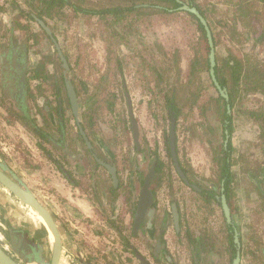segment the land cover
<instances>
[{
  "label": "trees",
  "instance_id": "trees-1",
  "mask_svg": "<svg viewBox=\"0 0 264 264\" xmlns=\"http://www.w3.org/2000/svg\"><path fill=\"white\" fill-rule=\"evenodd\" d=\"M8 1L5 4H0V12L8 9L7 3L20 8L19 14L12 21L14 29L19 28L26 31V39H32L34 45L39 44L45 38H48L54 44L53 50L50 48L40 49L38 46L36 53L40 58L32 65L30 77L40 80L37 88H41L43 82L51 78L49 76L50 65L57 67H55L56 71L53 74L55 75V81L51 83L59 93L63 91V102L66 107L64 108L65 117L67 109L74 116L67 94L66 77L71 78L78 91L82 108V122L92 125L94 119L96 120L97 115L105 107L109 110L115 109L117 94L110 91V82L121 78L125 67L132 63L133 68L141 73V78L144 80L145 86L148 87V92L153 96L150 103L156 104L160 108V114L155 113V115L167 120L169 124L172 117L175 116L177 119V133L179 122L182 120L185 131L189 130L192 136L207 141L211 145L212 160L216 168L214 169L213 178H200L196 181L202 188L197 193L200 195L208 194L209 197L210 192L214 196L213 200L220 205V200L216 198V190L213 189V186L216 185L220 188L223 184L224 192L231 204L238 175L232 167L239 164L240 173L248 176L252 185H255L254 190L257 191L259 196L260 207L255 209L254 212L256 215L258 214L257 218H259V213L264 211V162L257 157V160H255L256 165H252L253 158L249 161V156L245 154V151H239L237 158L233 157L232 153L235 146H233L231 137L235 127L236 112L239 111L241 105L244 106L242 99L247 95H254L258 100L256 106L250 110L244 107L241 112L245 110L248 119L258 125L259 142L256 145L260 146L261 152L264 153V60L262 58L264 49L257 54L256 58L253 57L252 52L250 53L252 47L255 48V51L261 49V45L264 43V32L261 33L262 35L259 33L258 36L252 37V42L244 43L240 53L227 47V53L221 54L218 50V45L221 43V32L215 30L206 9L201 4L195 3L194 0H189V2L198 5L212 27L216 46L217 63L215 72L220 83L227 88L230 96V100L227 101L219 93L210 75V47L205 27L194 13L180 9L182 2L179 0H24L31 10L23 5H18L16 0H11V3ZM225 3L229 9H225L227 14L218 22L227 27L228 31L231 30L237 33L241 27H245L254 21L259 22L262 17L264 18V11L259 7L260 5L264 7V0H225ZM210 9L218 11L215 6ZM180 16L191 18L189 20H191L192 33L190 34L187 31L186 38L191 40L189 44L193 52L188 56L189 61L186 71L181 65L183 46L173 43V46L169 47L164 44V41L158 35V30H156V24L159 23L157 20L167 24L171 18L178 19ZM36 17L43 19L50 27L52 26L51 23L54 22L55 27L52 26L51 28L55 29L53 33L56 38L55 33L58 23H62L61 26L65 23L70 26L73 21L79 18H83L86 23H89L91 36L101 39L106 46L105 57L108 67L97 84L90 86L87 80L83 78L85 68L82 67L83 56L81 52L70 56L67 50H63L70 63V69L67 74H64L65 68L56 44ZM25 18L34 20L44 35L40 32H32L31 28L24 24L22 19ZM68 28L64 29L65 34L68 33ZM184 28L186 29V26ZM240 33L239 35L242 34ZM251 34L252 32L249 33L250 38ZM231 35L232 38L238 36L232 33ZM258 40L261 41L258 42ZM13 42V39L7 41V45L11 50L15 46V44H12ZM18 43L25 45L24 42L18 41ZM60 45L63 49V44L60 43ZM125 46L129 48V53L124 52L123 47ZM151 46H158L157 48L162 56L157 58L153 55L151 58H147L144 52L147 53V50L152 48ZM172 71L176 76L173 82H169L168 77L170 78V72ZM183 76L185 77L182 79ZM152 83L153 85H151ZM186 85L189 87V93L184 97L180 92ZM228 103L231 104V112L228 111ZM4 105L6 106V104ZM196 114L198 115L197 118H195ZM228 134L230 138L226 143ZM176 141L179 154L178 136ZM167 147H169V142ZM251 156L255 157L252 154ZM158 161L159 181L164 173L163 167L167 166V162L161 158ZM184 169L186 173H189L187 168L184 167ZM205 182L212 185L211 188L209 187L210 189H206L202 185ZM235 225V221L228 223L224 219L223 238L221 240L219 239L220 236L210 228H203L197 237L190 230L188 233L193 237L192 243L196 244L195 248L197 243H201L199 246L202 251L206 248V251L210 252L221 250V248H216V240H220L224 250L231 252L232 261L237 252L234 236L231 233ZM250 229L256 230L254 224L250 225ZM38 231L39 237L48 239L49 232L45 225H42ZM252 240H254L255 246L249 244L250 247L246 251L244 250L243 254L247 255L248 264H264V243L258 240L257 235H254ZM47 244L49 243L47 242ZM206 261L203 264H207ZM108 264L122 263L110 261Z\"/></svg>",
  "mask_w": 264,
  "mask_h": 264
},
{
  "label": "rangeland",
  "instance_id": "rangeland-1",
  "mask_svg": "<svg viewBox=\"0 0 264 264\" xmlns=\"http://www.w3.org/2000/svg\"><path fill=\"white\" fill-rule=\"evenodd\" d=\"M198 1H200L202 7L206 9V13L212 21L215 30L217 32H221V43L218 45V50L221 54L227 53V47H230L233 51L240 53L243 44L249 42V38H247L245 35L246 33L249 34L252 32L253 35L251 36H258L259 33L261 34L262 32H264L263 17L261 18V20H259V22L254 21L249 23L245 27H241L240 31H236L237 33H234L231 30L228 31V28L222 26V24L218 22V20L224 18V15L227 14L225 9H229V7H219L217 5L218 11H214L210 9L211 6L208 5L207 2L202 0H197V2ZM8 2L11 3V0H9ZM16 2L18 5H23L28 10H31V8L27 7L24 0H16ZM7 8H9L8 13H11L9 14V17L13 21L16 15L19 14L20 8L9 5L8 3ZM8 13L6 15H8ZM7 18L8 17L6 16V19ZM189 18V16H180L178 17V19L171 18L169 23L167 24L161 23V21L157 20V22L159 23L156 24L158 35L164 41V44L168 45L169 47L173 46V43L179 44V46H183V59L181 65L184 71L187 70V64L189 61L188 56L193 52L189 44L191 40H188L186 38L187 31H189L190 34L192 33V28L190 25L191 20H189ZM22 20L25 25H28L31 28L32 32H40V34H43L40 30L39 25L34 20L26 18ZM51 24L55 27L54 22ZM60 24L62 23H58L56 27L57 31L55 34L59 39V44H63L64 48L62 50H67L70 56L74 53L77 55L79 52H81L83 56L82 67L85 68L83 78L87 80L90 86L97 84L101 80L103 73L108 67L105 57V43L101 39L91 36V34L89 33L90 25L89 23H86L83 18L76 19L70 26L66 23L63 24V26H61ZM185 26L186 29L184 28ZM66 27H69L67 34L64 33V29ZM51 29L53 31L55 30L53 28ZM16 30L18 37H21V39H18L21 42H24L26 48L28 49L29 70L32 68L34 62L37 59L39 60L40 58L36 53V49L38 48V46L40 49L45 48V50L47 48H50L52 50L54 49V44L48 38H45L46 36L44 37L45 39L42 42L34 45V41L32 39H26V31H22L19 28H17ZM231 33L238 36L232 38ZM239 33L241 35H239ZM250 39V41H252V38ZM157 47L158 46H153L151 49L147 50V53L144 51L143 52L145 53L147 58H151L153 55L159 58L162 55ZM123 48L124 52L129 53V48H127L126 46ZM263 49L264 43H262L261 49L258 51H255V48L252 47L250 53L252 52L253 57L256 58L257 54L261 53ZM262 58L264 60V56ZM55 67L56 66L53 65H50L49 67V76H51V78L49 79L51 81L47 79V81L43 82V87H41L42 90H38V94L34 96L32 95V97L30 98V107L32 109H38V105L41 108L45 107L48 102H52V104L54 105L57 103V101L55 100L56 95L53 93V83H51L55 81V75H53L57 68ZM133 67L134 65L132 63L125 67L124 74L121 77V81V78H118L117 81L110 82V91H114L117 94L115 109L109 110L105 107L103 111L99 115H97L96 122L98 124H96V133L100 136H105L106 130H104V128H107V131L111 133L110 138L107 139L104 137V140L106 141V144L111 147V150L115 153L116 158L120 161L123 178L128 179L130 176L128 174H130L135 166L134 157L138 156L139 154L136 153L133 149L134 142L132 132H127L125 128L126 121L128 120L127 101L125 99L124 92V85H126L132 98L135 115L141 124V140L143 148L145 150L144 153L147 154L145 161L143 163L141 162V167L146 172L152 163V159L154 158L149 157L150 155L147 151L148 149L151 150V153L153 155H159L163 158V160L167 162L166 174L158 191V199L163 210L165 208L170 209L171 201L177 200L180 202L184 227L181 229L180 234H177L172 227L170 230L169 239L172 242V244L170 245L172 249L174 248L176 254L180 253L181 255H186V253L189 254V247L187 248L185 247V245H183V243L181 242V236H189V230L192 231L193 234H200L203 228H210L215 234L220 236L221 232L219 233V231L223 226L224 213L221 205L219 206V204H217L214 200H208L206 197L198 194L195 190H193L191 186L185 184L181 177L177 174L166 143V138L169 136L170 124L167 120H163L161 117H157L155 115V113L160 114V108L156 104L150 103L153 99V96L148 92V87L145 86L144 80H142L141 78V73L136 71V69ZM175 76L176 75L173 71L170 72V78L168 77V81L170 80L169 82H173ZM184 77L185 76H183L182 79ZM38 83L37 80H31L29 82V86L36 87ZM151 85H153V83ZM188 88V85L184 86L180 94L184 97L187 96L189 93ZM111 100L112 98L110 99V101ZM257 101L258 100L254 95H247L244 97V99H242V103L244 104V106L241 105L239 107V111L236 112L234 120L235 127L231 137L233 146H235V150L232 153V156L237 158L240 153L239 151H245V154L249 156V161H251V158H253V161H251L252 165H256L255 160H257V157L262 159L264 162V153L261 152V147L256 145L257 142H259V127L257 124H254L251 120L248 119L245 110L244 112H241V110L244 109V107L248 110L254 108L257 104ZM197 117L198 115L196 114L195 118ZM182 122V120L179 122L178 129L179 156L182 164L190 172L189 174L193 179H195L196 177L205 179L211 177L213 178L214 169L216 167L214 166V162L212 160L211 145L207 141L205 142L203 140H200L199 138L192 136L189 130L185 131V126ZM66 123L68 125V128L70 129L69 135L71 137L77 135L75 116L71 114V111L69 109H67L66 112ZM88 129L89 131L91 130V128ZM249 141H251L252 143ZM251 154L255 157H252ZM232 168L238 173V175L237 181L235 182L234 195L231 199L232 203L230 206L232 214L237 222V228L240 230V234L242 236L243 250L246 251L247 248L250 247L248 246L249 244H251V246H255L254 240H252V237L254 235H257L258 240L264 243V211L262 213L260 212L259 218H257L258 214L256 215L254 210L260 207V199L257 191L254 190L255 185H252V183L249 181L250 179L248 178V176H245L244 173H240L239 164L233 165ZM172 177L174 178V181L172 180ZM204 186L206 188L210 187L206 184V182ZM218 191L219 190H217V192ZM14 200L17 202L16 199ZM18 204H20L19 201ZM21 204H23V208L19 207L8 210V214L11 220H9L8 218V222H3V224L0 223V238H4L3 235L7 234V231L4 232L3 230L4 227L7 230L9 226L13 225L17 230H27V232L31 233V226H39L40 224H44L42 219L35 215L34 209L31 206L25 204L24 202H21ZM48 207H50V209L52 208L51 206ZM58 223L63 236L66 237V245L68 249L73 248L74 244L69 241L67 232L65 231L69 230L73 234L76 233L75 229H73L71 226H63V223L61 221H58ZM251 224H254L256 229L255 231L250 229ZM1 225H3L4 227H2ZM114 235V233H110L109 235L106 231H103L100 236L102 238L98 239L99 237L97 236V240L95 239V241H90L92 243H89V252L87 254L85 253L84 256L81 257L88 258L87 261H91L93 259L95 264H108L111 260V257L116 255L119 257L123 256L126 262H128L125 264H141L140 260L135 256V254H133L130 250H124V247H122V245H119L117 249L112 250L109 241L117 240L116 235ZM219 239L221 240V237ZM131 240L135 243L138 242V239L134 237H131ZM220 240H216V248L219 249L222 247V244H220ZM39 241L40 240H37V242ZM49 242L50 245L45 244V240L43 242L45 244V247H43V256L47 260L51 258V249L54 246V241H52L51 238L49 239ZM78 258L80 257L76 258V256L73 254H66L64 255L62 264H76L78 262ZM126 258H130V260H127ZM182 259L183 258L181 257V260ZM178 260H180V258ZM99 261L102 263H99ZM246 261L249 260L246 259ZM31 264L37 263L33 262Z\"/></svg>",
  "mask_w": 264,
  "mask_h": 264
},
{
  "label": "flooded vegetation",
  "instance_id": "flooded-vegetation-1",
  "mask_svg": "<svg viewBox=\"0 0 264 264\" xmlns=\"http://www.w3.org/2000/svg\"><path fill=\"white\" fill-rule=\"evenodd\" d=\"M181 1L189 5H194L198 7V5L194 4L193 2H189V0L187 1L181 0ZM202 1L207 2V4L210 5L211 7L215 6V8H218L217 4L213 3L212 0H208V1L202 0ZM194 2L200 4V1L197 2L196 0ZM259 7L261 8L262 11H264L263 6L260 5ZM245 35L247 38H249V42H252L250 41L251 40L250 35L248 33H246ZM252 37L254 36H251V38ZM260 41L261 40H258V42ZM12 44H15V46L12 47L13 48L12 50L10 49L11 51L8 60V66L6 68V76H3V80H5V83L3 82V90H2L3 95H2V103H1L2 111L0 113L3 119L5 120V122L7 123V125H11L14 127L13 128L14 131H12L9 136L6 133L0 134V167L1 165L6 167L8 169L6 170V173H8L11 176L16 175L17 178L21 181V183L27 186L21 180L18 174L12 171L11 167L8 165V159L11 158H14L16 162L21 164L20 160L17 158V155H20L21 160L25 161V164L32 169L31 171H35L37 169L38 171L45 170L49 174L53 172L54 174L53 176L58 175L56 177L64 178L67 180V182L74 184L75 186H78L81 189L86 188L89 191V193L92 192L93 195L92 200H93V205L95 207L94 208L95 212L103 222V225L98 226L99 228L94 227L92 233L93 235H96L98 237L101 236L103 231H106L109 235L110 233H114L117 237V240L109 241L112 250L117 249L119 245H122V247H124V250L125 249L130 250L133 254H135L137 258H138V256L136 255L137 252H140L142 255L145 253L144 256H146L154 264H203V262L206 260L207 261L205 263L210 264V262L212 261L218 259V261L220 262L225 258H228L229 264H232L233 259L231 261V252L224 250L223 248L224 246L221 247V250L219 251H212V252L206 251L207 248L204 251H202L201 247L199 246L201 243H197V247L195 248L196 244L192 243L193 237L191 235L181 236V242L183 243V245H185V247L187 248L189 247L188 248L189 254L186 252H185L186 255H181L180 253L176 254L174 248L172 249L170 245L172 244V242L169 239L171 228L173 227L175 232L177 234H180L181 229L184 227V221L182 218V213L180 208L181 205L179 201L174 200L171 201L170 203V209L165 208L163 210L159 203L158 191H159V187L163 182L167 169L166 168L167 166L163 167L164 173L162 174L161 180L158 181V177L160 175V172L157 170L158 162H159L158 159L159 158L163 159L162 157H160L159 155L157 156L153 155L150 149L148 150L146 149L149 152L150 155L149 157L151 158L154 157V158L152 159V163L146 172L141 167L142 163L146 159L147 154L144 153L145 150L143 148V144L141 140L142 139L141 124L135 115L132 98L130 96V93L126 85H124V92H125V99L127 101L128 120L126 121L125 128L127 132L130 131L132 132L133 142H134L133 149L135 150L136 153L139 154V155L137 154L138 156L134 157L135 166L130 172V174H128L130 175L128 179L123 178L120 161L116 158L115 153L111 150V147L108 144H106V141L104 140V137L109 139L111 136V133L107 131V128H104V130H106L105 131L106 135L100 136L96 133L97 131L96 124L98 123L96 122L95 119L92 125H87L82 122V115H81L82 108L80 105V98L76 87L75 89L79 98V110H78V115L77 116L74 115L77 126V135L74 134L75 136L71 137L69 135L70 129L68 128V125L66 123V117L64 114V108L66 107L63 102L64 99L63 91L59 93V91L56 88H53L54 89L53 93L56 95L55 100L57 101L55 105L52 104V102H48V104L42 108L39 105H38V109L37 108L32 109L30 107L31 106L30 98L32 97V95L33 96L37 95L38 90L40 91L42 90V88H37V86L36 87L29 86V82L31 80H37V79H32L30 77L32 74L30 70H28L26 75L27 82L24 88L22 87L23 83L21 80V76H22L21 68L25 65L26 59L24 57L25 56L24 54L28 49L26 48L25 45L18 43V41H14ZM28 59H29V54H28ZM3 102L4 104H6V106L3 104ZM130 103H131V107H130ZM34 111L36 114L34 113ZM132 117L135 119L137 123V135L135 132V127L132 121ZM77 118L79 120H77ZM80 125L84 128L87 138H85V136L82 134ZM88 128H91V130L89 131ZM170 128H171V123H170ZM177 136L179 138L178 133ZM87 139L90 141L91 144H88ZM8 140L9 141L11 140V144L12 143L14 144V145L12 144L11 146L10 154L9 151L6 149L9 146ZM168 142H169L168 149L172 163L175 167L177 174L180 176L178 170L176 169L175 162L173 160L170 149V130H169V136L166 138L167 145ZM179 160L182 165L180 156H179ZM106 164L115 167V171L117 174L116 178L113 176L110 167H108ZM182 168L185 174L187 175L188 179L190 180V183L196 184L199 187V189L194 188L191 184H187L180 176L181 179L184 181V183L191 186L193 190H195L196 192L201 191L202 188L198 183H196V181L200 178L196 177L195 178L196 180L193 179L189 174L190 172L186 173L183 165ZM152 170H153V174L149 180V186L153 193L154 201L151 205L148 206V208L145 210L143 214L142 213L140 214L139 202L141 198L142 188L146 184ZM36 176H39L38 179L36 178ZM31 177L32 179L34 178L35 180L42 181L40 179V177L42 176L40 175L34 176L33 174H31ZM44 177L46 178L48 176H44ZM49 179L50 178H47V181ZM172 180L174 181L173 177ZM40 185L39 186L41 187L42 190L45 189L43 188L45 187L43 181L40 183ZM202 185H205V183H202ZM207 185H209L210 188L212 186L211 184H207ZM0 186L6 188L1 183ZM27 187L31 189L29 186ZM210 188H206V189H210ZM213 189L216 190L215 193L216 198L220 200V205L222 207L221 196L223 193H225L224 192L225 188L222 184L220 188H218L216 185L213 186ZM6 190L10 193L11 197L12 196L14 197V198L12 197L13 199H16L17 201L23 203V201L20 200L17 196H15L10 190H8L7 188ZM49 190L51 189H48V191ZM217 190L219 191L217 192ZM36 196L52 212L58 223L59 218L57 217V214H55L50 209V207H48L46 202H44L37 194ZM202 196L206 197L208 200H213L214 197L210 194V192H209V197L208 194ZM174 202L177 203V207L180 214L179 227L176 225L175 216L173 214ZM229 205L231 204L229 203ZM1 208L2 205L0 204V215L2 212ZM223 213H224V219L227 220L224 210ZM231 216H232V222L233 221L236 222V219L232 214V210H231ZM227 222L232 223L229 222L228 220ZM42 225L40 224L38 226V229H40ZM1 226L4 227L3 225ZM10 228H12L16 234L21 233L22 235H25L23 231L14 229L13 225L9 226L7 230L4 227L3 228L4 232L7 231L6 232L7 234L3 235L4 238H1L5 242L4 248L14 259L19 261L20 263L26 264L23 258L21 257V255L18 252H16L14 249L10 237ZM236 231H239L240 240H241V234H240V230L237 228V222L234 227V230L231 232L234 236V242H235ZM220 232H221L220 237L223 238L222 237L223 226L221 227L219 233ZM194 236L197 237L199 236V234H195ZM49 237L50 234H48V239L46 240V242H48L50 245ZM131 237L138 239V242L137 243L132 242ZM62 238H63V234H62ZM31 241H34L35 243L38 244V242L35 240H31ZM241 244H242V240H241ZM18 250H21L26 257H32V255L34 254V251L32 249L28 247H24L22 244L20 245ZM241 250H242L241 264H248L247 262L249 261H246V259H248L246 258L247 255L243 254L244 253L243 244ZM116 257L118 259L117 261L112 259V257L110 261L116 263L121 262L122 264L128 263L126 262L123 256L122 257L116 256ZM181 257L183 258L182 260ZM179 258L180 260H178ZM126 259L130 260V258H126ZM91 262H94L93 259L91 260ZM140 263L143 264L141 261Z\"/></svg>",
  "mask_w": 264,
  "mask_h": 264
},
{
  "label": "crops",
  "instance_id": "crops-1",
  "mask_svg": "<svg viewBox=\"0 0 264 264\" xmlns=\"http://www.w3.org/2000/svg\"><path fill=\"white\" fill-rule=\"evenodd\" d=\"M213 3H216L219 7L223 6L226 7L224 0H212ZM19 7V6H17ZM8 10L0 12V112L2 111V95H3V76H6V68L8 66V60L10 57V48L7 45V41L13 39L14 41H20L18 38L17 30L14 29L13 23L11 22L12 19L9 17ZM8 13V15H6ZM4 14V15H3ZM6 16L9 18L6 19ZM4 44L2 45V43ZM21 42V41H20ZM6 85V84H5ZM14 127L11 125H7L3 117L0 113V134L6 133L8 136L11 134ZM9 146L6 148L11 153V140L9 141ZM14 145V144H13ZM17 158L20 160L19 164L16 162L14 158L8 159V165L11 167L12 171H14L21 180L29 186L48 206H51V210L57 214L59 218L58 221L63 223V226L72 227L75 229L76 233H71V231L67 232V237L69 241L74 244L73 248H69L66 245V237L63 236V256L61 257L60 264L64 260V255L66 254H73L78 258V262L76 264H95L94 262L87 261L88 258H82L84 254L89 252L88 246L90 241L97 240V236L93 235L92 231L94 227H98L99 225H103L102 220L98 217L97 213L95 212V207L93 205L92 200V192L84 188L81 189L74 184L67 182L66 179L53 176V172L49 174L45 170H35L31 171L32 169L25 164L24 160H21L20 155H17ZM34 170V169H33ZM55 173V172H54ZM31 174L40 175V179L43 181L45 189H41L40 183L42 181L32 179ZM52 175V177H51ZM48 176V177H44ZM39 176H36L38 179ZM47 178H50L47 181ZM38 184V185H37ZM40 185V186H39ZM39 186V187H36ZM48 189H51L48 191ZM18 201L16 202L11 196L10 193L6 190V188L0 186V204L2 205L1 208V215H0V223L8 222V218L10 216L8 214V210L13 208H23V204ZM3 213V214H2ZM14 229L15 226H13ZM31 233L27 232V230H23L26 237L30 238L31 240H40L39 243H42L43 246L44 240L47 239L44 237L38 236V226H31L30 227ZM95 236V237H94ZM100 239V237L98 238ZM108 241V240H107ZM45 247V246H44ZM145 254V253H144ZM143 254V255H144ZM112 259L117 261L116 256H112ZM99 263H102L99 261ZM248 263V262H247ZM210 264H229L228 258H225L222 261H212Z\"/></svg>",
  "mask_w": 264,
  "mask_h": 264
},
{
  "label": "water",
  "instance_id": "water-1",
  "mask_svg": "<svg viewBox=\"0 0 264 264\" xmlns=\"http://www.w3.org/2000/svg\"><path fill=\"white\" fill-rule=\"evenodd\" d=\"M179 1L182 2L181 0H179ZM180 9H184V10H187V11L194 13L200 19V21L203 23L205 30H206V34H207L209 47H210V52H209L210 75H211V78H212L216 88L218 89L219 93L222 96H224L227 101H229L230 96H229V93L227 91V88L224 87L220 83V81L217 78L216 72H215V66L217 63L216 62V46H215L213 30L211 28V25H210L208 19L204 16V14L200 11V9L197 6L189 5L187 3L182 2ZM36 18L40 22V24L45 28V30L48 32V34L51 36L52 40L56 44L59 56L63 62V66L65 68V74H67L68 70L70 69V63H69L68 58L64 54V51L62 50V48L58 42V39L55 37L53 30L50 28V26L43 19H40L39 17H36ZM24 55H25L24 57L26 59V62H25V65L21 68L22 69L21 70L22 71L21 72L22 73L21 80L23 83V85H22L23 88L27 82L26 75H27V72L29 70L28 69L29 68L28 50L26 51V53ZM66 86H67L68 96L70 98V104L72 107V111H73L74 115L77 116L78 110H79V98H78V94L76 92L75 86H74L71 78H69V77H66ZM129 102H130V99H129ZM130 107H131V103H130ZM228 111L229 112L232 111L230 103H228ZM131 114H132V112H131ZM77 120H79V119L77 118ZM176 120H177L176 117L173 116L172 120H171V128H170V149H171L172 157H173V160L175 162L176 169L178 170L182 179L187 184H191L194 188L199 189V187L196 184L190 183V180L188 179L187 175L185 174V172L182 168V165L180 163L179 155L177 152V143H176V137H177ZM132 121H133V124L135 127V132L137 135V123L133 117H132ZM80 128H81L82 134L85 136V138H87L86 132L84 131V128L81 125H80ZM228 138H229V134L227 135L226 143L228 141ZM88 144H91L89 140H88ZM106 165L108 167H110V170H111L113 176L116 178L117 174L115 171V167L111 166L109 164H106ZM6 170H8V169L6 167H4L3 165H1V167H0V183L3 184L8 190H10L20 200H22L27 205L31 206L40 215H42L46 221L45 226L47 227L48 231H52L54 236H55L54 246L52 248V255H51V258L49 260H47L43 256V247L44 246L41 243L38 242V244H37L34 241H31L25 235H22L21 233L16 234L13 231V229L10 228L11 242L14 246L15 251L21 255V257L23 258V260L25 261L26 264H31L33 262H36L37 264H59L61 256H62V252H63V238H62L61 230L59 228V225H58L54 215L40 201V199L36 196V194L31 189H29L27 186H25L23 183H21V181L17 178L16 175L11 176L8 173H6ZM152 174H153V170H152L146 184L142 188L141 198H140V202H139V204H140L139 205V207H140L139 213L140 214L141 213L143 214L145 212V210L148 208V206L151 205L154 201V196H153V193H152L150 186H149V180H150ZM221 201H222V207H223V210H224L225 215L227 217V220L229 222H232L231 207L228 203V200H227L225 193L222 194ZM173 214L175 216L176 225L179 227L180 214H179V210H178L176 202L173 203ZM19 235H21V236H19ZM235 243L237 246V253H236L235 258L232 261V264H241L242 244H241V240H240L239 231H236V233H235ZM4 244H5V242L0 238V264H24V263H20L16 259H14L4 248ZM21 244L24 247H28L34 251V254L32 255V257H26L25 254L21 250H18V248L20 247ZM136 255L138 256L139 260L143 264H154L146 256L142 255L140 252H137Z\"/></svg>",
  "mask_w": 264,
  "mask_h": 264
},
{
  "label": "bare ground",
  "instance_id": "bare-ground-1",
  "mask_svg": "<svg viewBox=\"0 0 264 264\" xmlns=\"http://www.w3.org/2000/svg\"><path fill=\"white\" fill-rule=\"evenodd\" d=\"M34 212H35V215L37 217H40L42 219V221L44 222V224H46V221H45L44 217L42 215H40L36 210H34ZM49 234H50L51 240L54 241L55 236H54L53 232L52 231H49Z\"/></svg>",
  "mask_w": 264,
  "mask_h": 264
},
{
  "label": "built area",
  "instance_id": "built-area-1",
  "mask_svg": "<svg viewBox=\"0 0 264 264\" xmlns=\"http://www.w3.org/2000/svg\"><path fill=\"white\" fill-rule=\"evenodd\" d=\"M8 0H0V4H5Z\"/></svg>",
  "mask_w": 264,
  "mask_h": 264
}]
</instances>
